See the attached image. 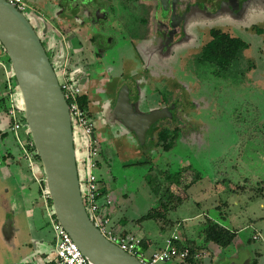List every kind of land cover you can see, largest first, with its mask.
I'll use <instances>...</instances> for the list:
<instances>
[{"label": "rangeland", "instance_id": "1", "mask_svg": "<svg viewBox=\"0 0 264 264\" xmlns=\"http://www.w3.org/2000/svg\"><path fill=\"white\" fill-rule=\"evenodd\" d=\"M113 4L114 9L108 12V16L114 19L95 28L86 25L84 29H80V21H67V24H71L67 39L80 35L79 40H83L81 43L87 45V39H83L82 32L91 40L94 35L99 34L104 41L111 39L109 49L93 46V51L90 52L104 53L100 62L105 69H110L109 72L116 78L119 71H125L127 76L138 73L145 81L147 75L143 73L144 70L141 71V61H152L154 65L155 57L151 60L146 55L150 50V42L146 40L148 26L142 20V7L137 2L124 0H114ZM37 7L38 5L34 8ZM48 8L47 13L53 18L64 16L63 13L59 16L60 12H56L51 5H48ZM114 14L119 17L115 18ZM24 15L37 26L32 9ZM251 19L252 17L248 21L240 22H250ZM255 19H263V15ZM202 22L206 27L227 24L220 17L204 18ZM240 22H235V28H229L235 36L226 29L224 33L239 38L251 47L243 51L227 71L217 74L218 70L214 64L200 62L202 48L210 41L207 40L206 30L205 36L200 35L191 44V47L195 48L192 55L183 58L178 55L165 61L164 64L171 65L173 70L169 75L161 74L162 79L155 81L152 86L149 101L141 104V111L147 113L162 108L165 101L169 103L177 96H180L181 102H186L178 110V122H166L162 126L181 131L178 132L170 150L165 151L163 146H157L158 133L154 137L152 148L156 153L147 156L134 153L135 149L138 151L139 148H132V143H137L132 135H127V139L122 138L118 143L110 140L108 144V141H105L101 145L104 151L102 176L105 181H110L128 195L123 202V213L126 217L140 219L153 213L155 209L161 211L157 196L147 181L150 175L155 177L162 189L169 187L171 192L181 199V204L176 209L167 211L166 220L150 219L131 227L132 234L138 238L146 236L151 240L149 253L157 251L165 239L172 235L179 236L184 242L188 240V243L201 245L204 242L208 219H211L231 230H237L238 242L225 250L209 244L206 252H203L204 264H226L228 260L239 259L243 253H257V261L264 264V53H260L262 40L258 36L248 34L246 29L241 31ZM37 32L40 34V30ZM41 40L47 49V40L42 36ZM185 46L187 50L190 47L181 45L179 51ZM48 56L59 78L63 79L64 68L59 67L52 53L49 52ZM3 59L7 71L10 70L11 77L13 76L15 88L19 89L6 54ZM3 68L1 65L0 98L7 93ZM154 70L160 72L157 64ZM79 74H73L77 81L81 79L78 78ZM168 78L180 83L182 92L179 93L183 95L172 91ZM80 87L83 90V85L80 84ZM19 106L22 121L19 134L23 140H29L30 131L23 121L25 111L22 97ZM98 120L99 116L94 115L93 122L98 124ZM108 135V139L116 137L111 130ZM96 137L101 139L99 130L96 131ZM7 143L0 145V253L3 249L10 250L17 243L14 220L15 214L21 210L16 203L21 197L16 192L17 181L24 185L21 189L24 195H27V202L35 207L30 223L33 237L43 240L40 248H46L47 255L55 258V234L50 219L41 211L44 204L40 184L35 180L29 162L13 134H9ZM118 145L123 149L129 148L128 157L117 154ZM83 160L82 151H77L81 182L86 180L88 174V170L84 169ZM139 161L144 164H134ZM189 166L190 170L186 171L185 168ZM40 167L41 184L45 186L46 177L41 163ZM179 171H182V185L168 183L166 174ZM190 182L193 184L186 190L185 184ZM176 203L173 200L170 205L173 207ZM8 222L11 225V237L5 231ZM254 237L260 238L255 240Z\"/></svg>", "mask_w": 264, "mask_h": 264}, {"label": "water", "instance_id": "2", "mask_svg": "<svg viewBox=\"0 0 264 264\" xmlns=\"http://www.w3.org/2000/svg\"><path fill=\"white\" fill-rule=\"evenodd\" d=\"M0 44L21 92L26 124L41 160L57 221L87 257L88 264H142L109 241L90 219L80 188L70 107L58 74L34 26L7 0H0ZM117 112L141 144L154 123L172 117L170 108L137 114L128 88L121 93ZM5 231L11 235L10 222ZM251 262L250 254L243 253L228 264Z\"/></svg>", "mask_w": 264, "mask_h": 264}, {"label": "flooded vegetation", "instance_id": "3", "mask_svg": "<svg viewBox=\"0 0 264 264\" xmlns=\"http://www.w3.org/2000/svg\"><path fill=\"white\" fill-rule=\"evenodd\" d=\"M30 1L32 6L30 7L33 11V15L36 18L37 26L33 25L32 23L31 24L36 29V32L40 30V24L57 19L53 18L50 14L47 13V11H45L47 10L46 6L50 3L51 0ZM113 1L114 0H61L59 6L55 8V11L60 12L58 13V15L62 13L64 14V16H62L63 22L80 21L82 25L80 29H84L86 25L90 27L93 26L95 28L100 24L102 25L108 20L114 19L113 17L108 16V12L114 9ZM124 1L137 2L140 4V6L142 7V20L145 21L146 25L148 26L146 40L150 42V50L149 53H146V55L151 60L155 57V63L154 65H152V61L147 62L146 60L144 62L141 61V59L139 60L141 61V65H143L141 71L144 70L143 73H146L147 80L144 81V78L141 77L138 73L127 76L124 73L125 71H119V76L116 78L112 75L111 72H109L110 69H105V66L100 62L104 53H92L88 51L79 55L80 74L78 78L86 81L88 85H92L95 90L100 91L98 97L100 96L99 99L101 101L102 107L101 114L102 118L104 119L103 122L106 125L104 126L107 131L106 133L108 134V132L111 130L116 135V137L114 138H116V141L118 142L122 138L127 139V135H132L137 141V143L133 142V144L135 146H138V151L140 153L139 155L143 154V156H147L149 154L151 155L156 153V151L152 149L154 146L153 140L155 135L159 132V130L163 129L162 126L164 125V123L169 122L171 124H175L178 122V110L182 105H185L186 102H181L179 98L180 96H177V98L175 97L170 100L169 103L165 101V106H163L162 108L147 112L150 113L156 110L170 108L172 117H165L154 123L150 130H148L146 133L145 142L141 144L136 134L126 126L117 112V105L123 90H125L126 88L129 89L130 102L134 104V111L137 114H147L141 111V104L143 102L149 101L148 97L152 91V86L155 81L162 79L161 74L166 73L169 75V72L173 70V67L171 65L164 64L165 61L175 58L178 55L180 56V58L192 55V52L195 48L194 46L191 47V44L194 42V40L199 38L200 35L201 37L202 35L205 36L206 30L208 31L207 40H209L212 37L213 31H220L222 33L226 32L224 31V29L231 31L229 28H235L237 26V23H235L236 21H248L251 17L252 19L250 22H240L239 29H241V31L246 29L248 34L258 36L262 40L260 53H264V0ZM123 4L125 5L126 3L123 2ZM36 5H38V10H36L37 8H34ZM261 15H263V19H255L257 17H260ZM114 17L116 18L119 16L118 14H114ZM219 17L223 18L227 22V24H225L224 26H222V24L213 27H209L207 25L206 27V24H203L202 22V19L204 18L218 19ZM245 26L247 27L245 28ZM229 33H232V31ZM232 34L234 35V33ZM38 35L41 38L39 33ZM228 35L233 37V35L231 34ZM94 36V47H103V49H109L111 47V39L109 41H104L101 34H99L98 36ZM181 45H190L191 48L189 47V49L187 50L185 46L181 51H179L178 48ZM250 47L251 46H249V48ZM46 51L47 53H49L48 50ZM155 64L158 65L160 72H156V70H154ZM92 72L94 73V77L92 76ZM167 81H171L170 86L172 91L176 92L177 95H183V93H179V91L182 92V87L179 82H175L171 78H168ZM105 92L106 97H103ZM106 101H109L108 107H105L104 103ZM3 113L4 112L0 113L1 146L8 144L7 138L11 133L6 126L4 117L1 115ZM5 134L7 136L6 138H3ZM146 144H150V146L144 147V145ZM41 211L42 214H45L43 209ZM11 235L9 237H11ZM33 245L35 246L34 250ZM22 248H25V250L27 249L26 251H28V254L26 257L27 259L22 256L21 260L30 261L31 259H36L35 255L33 254L37 251V247L36 243L33 240L27 242L26 245ZM44 250L47 251L46 248H44Z\"/></svg>", "mask_w": 264, "mask_h": 264}, {"label": "built area", "instance_id": "4", "mask_svg": "<svg viewBox=\"0 0 264 264\" xmlns=\"http://www.w3.org/2000/svg\"><path fill=\"white\" fill-rule=\"evenodd\" d=\"M14 5L20 12L25 14L31 9L27 0H7ZM63 79L59 78L60 86L64 92L66 100L70 107L71 120L74 130L76 155L77 151H82L85 170H88L87 178L84 182L80 181L81 193L87 213L94 225L111 242L119 246L124 252L138 259L142 264H170L179 262L189 257L190 249L185 247L179 249L177 244L182 243L179 236L172 235L166 240L165 247L149 253L141 248L142 239L130 234H123L116 229L105 210H111L115 202L111 195L102 196L103 186L97 175L99 168V159L101 147L98 140L94 137L95 125L83 110L79 103V98L84 95L80 84L75 76H67L63 71ZM6 98L8 101V110L3 113L8 130L14 135L19 143L24 157L29 162V167L35 180L41 187V198L44 204V212L50 219L55 234L54 250L56 257H48L43 264H88L87 257L82 253L78 245L74 242L71 235L57 221L50 194L43 184L42 176L39 175L40 163L36 159L37 152L33 150V141L23 140L19 131L22 130L21 110L19 100L21 92L15 88L10 76L6 80ZM77 131V133H75ZM78 164V161H77ZM79 170V169H78ZM100 200H103L102 206ZM260 237H254L258 240ZM203 255V254H202ZM197 254L196 257L202 256Z\"/></svg>", "mask_w": 264, "mask_h": 264}, {"label": "crops", "instance_id": "5", "mask_svg": "<svg viewBox=\"0 0 264 264\" xmlns=\"http://www.w3.org/2000/svg\"><path fill=\"white\" fill-rule=\"evenodd\" d=\"M27 1L29 5L31 6V1L30 0H27ZM59 3H61V0H51L48 5H51L53 8H56L59 6ZM48 5L46 6V8H48ZM63 23H65V25H63ZM69 25L71 24L70 23L67 24L66 22H63V17L60 16L59 19L57 18L52 21H47L46 23L40 24L39 27H40V32H41L40 35L42 34L41 36L43 37V39L47 40L46 50L52 53V56L55 58V61L59 64L60 68H64L63 71H65L67 76H73L74 73L79 72L80 70L79 55L82 53H85L86 51L88 52L92 51L91 48L93 47V40H91L89 36L84 35L83 32L81 33V35L84 37L83 39H87V45H84L83 43H81L83 42V40H79L80 35H75L73 36L72 39L68 40L67 34H69L68 33L70 29ZM67 43H69V45ZM74 43L76 44V46L74 45ZM4 55H5V52H4L3 46L0 44V67L1 65L4 67L3 69L5 71V74H6L5 77L7 80L8 76L11 77V72L10 70L7 71L6 69L5 60L3 59ZM92 76L94 77L93 72H92ZM78 83L81 84V86L83 85L84 95H86L89 99V110H88L89 118L93 122L94 115L99 116L98 124H96L95 121L93 123L96 124L95 131H94L95 137H96V131L99 130V133H100L101 139H97L96 137V139L98 140V143L100 144V147L102 143L105 141L106 142L108 141L107 144L109 143L110 140L118 143V141H116L114 138L108 139L107 137L109 135L106 133L107 131L104 128V126L106 125L103 122L104 119L102 118V114H101L102 107H101V101L99 99L100 96L98 97V94L100 93V91L95 90L92 85L90 84L88 85L86 81L84 80L80 79ZM103 97H106V92L104 93ZM108 103L109 101H106L104 103L105 107H108ZM1 115L3 116V114ZM99 123H102V124L99 125ZM134 146L135 145L132 143L133 149L135 148ZM134 153H137L138 155L140 154L139 151H136V149ZM117 154H120L121 156L123 155L124 157H128L130 154L129 148L123 149L120 145H118ZM103 159H104V151L101 148L99 168L96 173L100 179L103 189L108 190V195H111L115 202L112 209L111 210L107 209L105 210V212L109 214L111 222L116 229H118L121 233H124V234H132L131 227L135 225H139V223L136 222L138 219L137 218L134 219L132 217H126L125 214L123 213V202L126 200L125 198H128V195L126 194V192L120 190V188L119 189L116 188L114 184L111 183L110 181L104 180L102 173H101L103 169V163H102ZM15 182L17 186V188L15 187L17 189L16 192L18 195H21L19 201H16L17 206L21 207V210H19L20 212H18V214L15 211L16 216L14 220L15 228L17 229L16 239H15L17 243L10 250L3 249V251L0 253V264H43L49 256L47 255L46 250L40 248L41 243H43L42 242L43 240L36 239V237H33L31 225H30L31 218L35 213V207L32 205V203L27 202V197H26L27 195L25 196L21 189V186H24V185L17 183V181ZM121 195L123 198L121 197ZM100 202L102 206H104L103 200H100ZM237 233L239 234L238 231ZM238 234L234 240V245H236L238 242ZM132 235L136 236L135 234H132ZM139 238L142 240L143 239L150 240L146 236H141ZM167 238L165 239L164 244L157 248L158 250L161 249L165 245ZM31 240H33L36 243L37 251L33 254L35 255L36 259H31L30 261L21 260L22 256L26 258L28 254V251H26L27 249L25 250V248H22V247H24L26 243L30 242ZM180 240L183 243L188 242V240H185L184 242L181 238ZM149 251H150V248L148 252ZM249 254L251 256V260L255 261V255L257 253H249ZM6 256L9 258H7ZM6 258L9 260L7 261ZM257 264H259L258 261H257Z\"/></svg>", "mask_w": 264, "mask_h": 264}, {"label": "trees", "instance_id": "6", "mask_svg": "<svg viewBox=\"0 0 264 264\" xmlns=\"http://www.w3.org/2000/svg\"><path fill=\"white\" fill-rule=\"evenodd\" d=\"M43 45H45L43 43ZM4 49V48H3ZM249 49V45L239 38L232 37L228 34H224L220 31H213L212 37L210 41L202 48V53H200V62L202 63H211L217 67L218 73H223L227 71L232 63L240 57L243 51ZM5 52V50H4ZM6 54V52H5ZM48 54V53H47ZM7 56V54H6ZM7 60L10 63V59L7 56ZM54 69L55 66L53 65ZM15 79V77H14ZM16 80V79H15ZM80 106L83 110L86 111L87 115H89V99L86 95H83L79 98ZM8 110V101L6 96L0 98V113L6 112ZM23 121H25V117L23 116ZM178 129H169L163 128L158 132V141L157 146H163V150L168 151L172 148L174 140L178 134ZM6 134L3 138H6ZM29 141L32 142L31 135L29 136ZM150 144L144 145V147H148ZM33 150H36L33 146ZM36 159L39 163H41L40 158L36 155ZM134 164L142 165L144 162H135ZM190 166L186 167L185 170L189 171ZM80 178V177H79ZM166 180L168 183L176 186L182 185V171H179L174 174H166ZM81 181V180H80ZM152 192L157 196V202L159 204L158 207L161 208V211L158 209L153 210V213H149L142 218L138 219L137 223H142V221L155 219V220H166L167 211L176 209L181 204V199L177 198L170 190L169 187L162 189L161 184L158 183L153 175H150L147 179ZM195 182V181H194ZM192 182L185 184V189L187 190L192 186ZM108 194V190L102 191V196L106 197ZM175 200L177 203L172 207L170 205L171 201ZM52 203V202H51ZM171 206V207H170ZM164 230L165 227H162ZM204 242L201 245L195 244L193 242H185L179 243L177 246L179 249H184L188 247L190 249V255L188 258L181 260V264H204V256L203 252H206L207 246L209 244H213L221 249H227L234 245V240L237 237V231L231 230L220 223L208 219L207 226L204 230ZM151 241L147 239H143L141 243V248L144 251H148L151 246ZM197 254H201L202 256L196 257ZM257 255V254H256ZM254 258V257H253ZM231 260H228L226 264H228ZM252 264H257V258L255 256V261L251 262Z\"/></svg>", "mask_w": 264, "mask_h": 264}]
</instances>
